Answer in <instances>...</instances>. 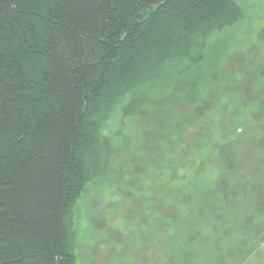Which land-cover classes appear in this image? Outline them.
<instances>
[{"label": "trees", "instance_id": "trees-1", "mask_svg": "<svg viewBox=\"0 0 264 264\" xmlns=\"http://www.w3.org/2000/svg\"><path fill=\"white\" fill-rule=\"evenodd\" d=\"M242 16L236 0H0V264H76L68 214L88 177L99 116L115 97L157 75L163 62L189 55L191 47H201L198 39ZM211 93L197 104L204 122L193 115L186 123L185 116L179 118L176 132L164 140L172 152L161 172L170 171L173 164L167 162H180L185 151L197 164L194 190L202 188L203 195V202L185 211L191 193L166 203L181 213L179 222L192 216L184 224L198 236L196 248L189 244V249L185 239L180 243L169 234L165 264L170 257L173 264H242L245 240L225 239L241 229L257 234L254 225L244 228L235 221L237 200L230 198L222 208L211 187L199 185L200 158L193 155L209 147L219 161L230 137L223 131L215 138L204 123L225 117L228 100H239L237 92L230 97ZM254 99L263 106V99ZM188 122H198L197 129L187 133ZM176 133L186 137L174 144ZM181 143L185 145L171 158L174 145ZM215 172L216 178L222 174ZM222 175L224 200L233 187L231 194L243 202L240 187L246 185L235 188ZM186 250L190 252L183 255Z\"/></svg>", "mask_w": 264, "mask_h": 264}, {"label": "rangeland", "instance_id": "rangeland-1", "mask_svg": "<svg viewBox=\"0 0 264 264\" xmlns=\"http://www.w3.org/2000/svg\"><path fill=\"white\" fill-rule=\"evenodd\" d=\"M236 4L243 11L239 22L198 39L199 45H202L200 48L191 47V55L163 62L157 75L115 97L99 116L90 150L88 177L68 214L76 264H165L169 254L164 243L169 234L180 243L181 239H185V248L190 249L191 244V248H196L197 232L185 226L192 216L185 222H179L181 213L176 215L166 203L172 200L174 203L176 195L186 193H191L188 198L190 204H183V211L196 202H203V195H200L202 188L197 193V189L194 190L193 177L196 176L197 164L186 158L185 151H182L180 162H167L173 164L170 171L163 173L161 167L165 168V160L172 152V149H167L168 145L164 147V140L171 136L169 133L176 132L173 128L179 118L184 119L185 116L186 123L188 116L193 115L202 123L204 116L198 114L197 104L202 105L204 95L210 93L213 96L211 92L229 97L232 92H237L239 100L235 101L233 97L228 101L229 106L223 111L225 117L213 121L210 118L204 123L213 130L215 138L219 134L220 139L223 131L230 132V137L226 148L223 145L219 151L218 158H223L221 161H214L216 151H211L209 147H202L197 155H193L194 159L200 158L199 185L206 189L211 187V196L218 198L217 203L222 208L229 204L230 198L237 200L236 205L240 206L235 212V221L243 224L244 228L253 227L254 212L250 207L256 211L259 206H256V201L254 204V194L250 193V189L242 191L243 202H240L239 196L238 200L236 195L231 194L233 187L230 188V195H225V200L224 194L219 192V181L224 184L222 174L229 179V183L232 180L235 188L243 186L247 180L251 183L255 181L254 172L259 169L254 158L260 151L255 141L264 139V102L261 107L254 104L261 115L252 118L249 116L251 105H244L245 99L250 96L245 92L250 84L252 91L255 86L257 90H264V81L259 80L264 78V0H236ZM251 80L254 82L250 83ZM214 105L212 103L211 106ZM220 107H215L213 118ZM198 122H188L183 129L186 127L187 133L194 131ZM185 137L176 133L173 143ZM190 143L193 142H188L189 149L194 146ZM230 143L233 144L228 146ZM184 145H174L176 151L170 154L171 158L176 157ZM262 148L264 150V144ZM206 154L208 159L202 161ZM233 159L237 164L241 161V167ZM249 163L255 169L253 174L247 175L243 165ZM228 164L232 166L230 169ZM215 170L222 173L218 178L215 177ZM217 192L220 196H213ZM243 206L250 212L243 211ZM246 217L251 222L244 224ZM172 219L177 221L170 222ZM246 230L241 229L238 234L229 232L225 241L245 240L247 251L242 264H263L264 259L260 263L256 252H259L264 238ZM223 242L219 246L223 247ZM189 252L186 250L183 255ZM168 260L166 264H173L171 257Z\"/></svg>", "mask_w": 264, "mask_h": 264}, {"label": "flooded vegetation", "instance_id": "flooded-vegetation-1", "mask_svg": "<svg viewBox=\"0 0 264 264\" xmlns=\"http://www.w3.org/2000/svg\"><path fill=\"white\" fill-rule=\"evenodd\" d=\"M259 61V60H258ZM257 61V62H258ZM254 82L253 80H251L250 83ZM252 84H250L249 88H247V90L245 91L246 94H250V96H247V98L245 99L244 101V105L246 104H250L251 107L249 110L250 113H249V116L252 118V117H257L260 116L261 114H259V110H256L254 107V104H256L257 102H254L252 100V98L254 97L255 99L254 100H258L256 98H259V100H262L264 102V90H257L256 86L253 88V91H252ZM258 86V85H257ZM260 87H262L261 85H259ZM241 96V94H239ZM231 99H229L228 101L230 102ZM257 105V104H256ZM263 115V118H264V114ZM249 127V126H248ZM255 143L257 144V147L258 149L260 150L259 153L257 154V156L254 158L255 161H256V164L258 166V169L260 170H257V173H255L254 171H252L253 169H255V167H253V164L252 163H249L247 166L243 165V169L248 173H246L247 175L249 174H255V181H253L252 183L247 180V182L245 183V187H240L242 190L246 191L248 189H250V193H253L254 194V197H252V200L255 204V201L257 202L256 206H259V209L254 211V208L250 207L254 214H253V225L257 231V236H261V238L263 237L264 238V150H263V144H264V139H260L259 141H255ZM255 145V144H253ZM233 162L235 164H237V161L235 159H233ZM241 161H239V163L237 164L238 167H241L239 164H240ZM251 162V161H250ZM229 165V164H228ZM231 166V165H230ZM249 181V182H248ZM244 204V203H243ZM242 205V204H241ZM242 208V207H240ZM257 209V208H256ZM246 210L247 213H249V208H244L243 206V211ZM252 215V214H250ZM259 221V222H258ZM249 222V217H246V220L244 222V224H247ZM246 232H248V230H246ZM262 246H259V252H256L258 253L259 255H257V259H260L259 262L262 263L264 259V241L262 242ZM233 260V259H232ZM254 263V262H253ZM232 264V262L230 263ZM254 264H257V263H254ZM264 264V263H263Z\"/></svg>", "mask_w": 264, "mask_h": 264}]
</instances>
